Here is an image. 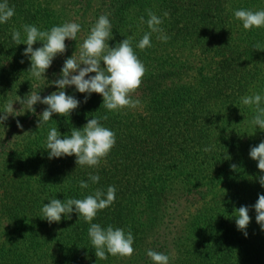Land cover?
Listing matches in <instances>:
<instances>
[{
	"label": "trees",
	"instance_id": "obj_1",
	"mask_svg": "<svg viewBox=\"0 0 264 264\" xmlns=\"http://www.w3.org/2000/svg\"><path fill=\"white\" fill-rule=\"evenodd\" d=\"M8 3L14 15L0 24V106L31 90L41 96L56 90L50 81L65 58L79 56L77 41L102 14L113 28L106 43L128 37L145 72L128 94L134 105L108 110L99 93L85 102V94L69 86L66 92L80 100L78 107L69 115L53 113L39 128L46 105L37 102L33 113L14 101L15 111L25 112L0 122V264H153L150 248L166 253L168 264H264V230L251 207L264 193L258 179L264 170L248 154L264 140V130L250 123L255 106L241 103L245 95L264 96V26L245 29L233 15L238 8L264 9V0ZM148 10L162 18L163 33L153 32L151 47L139 49L137 41L150 31ZM69 21L81 25L77 41L66 38L65 52L36 80L30 61L21 62L26 45L12 41V30L23 35L24 24L46 31ZM92 116L115 133L107 156L96 166L77 165L74 154L48 158L43 147L50 127L70 135ZM89 173L100 179L81 189L79 181ZM108 185L115 186V199L93 222L130 231V256L96 257L89 225L75 212L52 223L39 216L51 196L83 198ZM240 205L249 206L247 236L235 224Z\"/></svg>",
	"mask_w": 264,
	"mask_h": 264
},
{
	"label": "clouds",
	"instance_id": "obj_2",
	"mask_svg": "<svg viewBox=\"0 0 264 264\" xmlns=\"http://www.w3.org/2000/svg\"><path fill=\"white\" fill-rule=\"evenodd\" d=\"M13 15L14 7L9 5L8 0H0V24L7 22ZM167 15L168 12L164 11L163 16ZM233 15L245 29L264 26V9L253 11L238 8L233 11ZM143 19L141 17V20ZM161 22V17L148 10L146 23L150 31L145 32L137 41V48L151 47V34L153 32L163 33V29L160 27ZM22 28L23 35L20 30L13 29L11 39L16 45L21 43L26 45L22 49L21 62L27 58L30 61L28 69H30L31 76L40 80L42 77H46L45 73L57 54L65 52L66 38L77 41L81 25L69 21L53 25L46 31L38 29L33 24H24ZM112 29L107 15L98 16L86 38L82 42L77 41L79 56L76 57L72 54L65 58L57 78L50 81V84L56 86V90L44 96H41L40 92L36 93L31 90L23 98L17 96L15 100L8 99L0 106V122L6 120L9 115L17 116L25 112V110L15 111L14 101H20L22 106H27L26 110L33 113L36 112L34 105L37 102L46 105L38 114L39 118L36 121L38 128L48 122L53 113L69 115L80 103V100L74 95L66 92V88L69 86H74L75 92L84 93L85 102L93 92L99 93L102 96V104L108 110H118L126 105L131 106L137 103L128 94L141 84V77L145 72L144 64L134 52L128 37L109 47L106 42L113 37ZM158 38L167 40L168 36L161 35ZM37 41L42 44L33 47ZM253 47L262 49L259 44H255ZM262 101H264V96L259 93L241 97L242 104L255 106L256 111L250 123L256 128L258 126L260 130H264ZM100 119L92 116L82 127L72 128L70 135L62 136L57 127H50L43 147L47 150L48 158L74 154L77 165L96 166L101 158L107 156L115 144V133L104 126ZM17 125L22 127L19 120H17ZM204 150L208 151L209 147L206 146ZM248 154L257 161L258 169L264 170V140H261L257 145L250 146ZM230 167L235 169L237 166L232 164ZM99 179L98 174L89 173L88 180L81 179L79 181L80 188L85 189L89 186V181L96 183ZM258 179L261 187H264V171L261 172ZM115 191L114 185H108L106 190L97 188L93 193L85 195L83 198L59 199L54 195L47 199V203L42 204L39 216L52 223L59 222L62 215L70 218V215L75 212L78 214V219L82 218L89 225L87 234L96 257L105 258L106 252L111 255L130 256L134 251L132 247L133 235L130 231L125 232L121 227H113L111 224L102 226L100 223L93 222L98 210L113 203ZM251 207L255 209L256 222L260 229L264 230V193L258 194V199ZM235 210L237 211V215H235L236 227L247 236V225L251 219L249 206L240 205ZM146 254L153 264H168L169 256L166 253L150 248Z\"/></svg>",
	"mask_w": 264,
	"mask_h": 264
}]
</instances>
